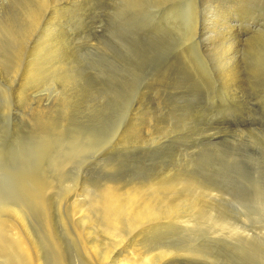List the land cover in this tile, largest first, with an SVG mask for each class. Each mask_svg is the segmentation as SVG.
<instances>
[{
	"label": "rangeland",
	"instance_id": "obj_1",
	"mask_svg": "<svg viewBox=\"0 0 264 264\" xmlns=\"http://www.w3.org/2000/svg\"><path fill=\"white\" fill-rule=\"evenodd\" d=\"M43 1L0 0V264L28 261L8 206L42 264H264V65L248 46L225 87L216 57L180 45L221 0ZM250 1L239 15H264ZM131 188L185 200L142 228L118 213L112 236Z\"/></svg>",
	"mask_w": 264,
	"mask_h": 264
},
{
	"label": "bare ground",
	"instance_id": "obj_2",
	"mask_svg": "<svg viewBox=\"0 0 264 264\" xmlns=\"http://www.w3.org/2000/svg\"><path fill=\"white\" fill-rule=\"evenodd\" d=\"M43 1V0H42ZM52 1V0H51ZM55 1V0H54ZM57 1V0H56ZM64 1V0H63ZM68 1V0H67ZM184 3L187 1L183 0ZM44 2V1H43ZM42 2V3H43ZM45 2H47V0H45ZM48 5L43 3L44 6L46 7V9L48 10L49 7L51 8L56 6V10L59 11L61 9H63V7L67 8V6H65L64 4L63 5H59L58 2H62V1H57V3H50V1H48ZM53 2V1H52ZM70 2V1H69ZM193 3L195 1H192ZM41 3V4H42ZM64 3V2H62ZM174 3V2H173ZM179 5V2H177ZM188 3V2H186ZM211 3V2H210ZM209 3V1H204L202 2L200 5H199V8L198 10L194 11V13L192 14V23L190 22L189 23V26H190V30L189 33L187 35H184L185 37V41L183 42H180V45L183 44V48L186 50H184L186 53H188L191 57L192 60H195V56L197 55L198 57H202L204 54L206 53H209L210 57L211 55L213 56V58L216 59L214 61H216L218 63V68L219 69V75L217 74V76L221 77V82H222V85H224L225 87H227L226 85L229 83H227V80L228 81H232L231 79H233L234 75H238L237 72L238 71V68H239V59H237V57H240V55H244L246 48H248V46H251L249 47L250 49H252V52L250 54H252L251 56L253 57V59L255 61H257L258 64H262L264 65V54L262 53V50L263 49L262 47H264V15L263 14H257V13H254L253 11H251L249 15L251 16H254L256 18H248V15L247 13L245 14L246 17L243 15H239V11L242 10V11H245L247 12V6H248V0H221V1H218V8L215 7V5L213 4V7L212 5ZM249 3H251V1L249 0ZM172 5V4H171ZM181 5V3H180ZM192 5V4H191ZM217 5V4H216ZM166 6V5H165ZM197 5H195V9H197L196 7ZM44 7V8H45ZM175 7V5H174ZM186 7V6H185ZM43 8V9H44ZM173 8V6H172ZM178 8V7H176ZM180 8V7H179ZM193 8V5L192 7ZM249 8L251 9V7L249 6ZM44 9V10H46ZM70 9V8H69ZM174 9L173 8V12H174ZM194 9V10H195ZM211 9V10H210ZM32 10V9H31ZM191 10V9H190ZM169 11V10H168ZM184 11V10H183ZM186 11H188L186 9ZM185 11V13H186ZM37 12V10H36ZM52 14L55 13V11H51ZM182 13V15L184 14L182 12V10L180 11ZM179 12V13H180ZM192 12V10H191ZM249 12V11H248ZM31 13V12H30ZM35 13V12H34ZM39 13V14H38ZM37 15L35 13V15L33 16L32 14V21L30 22V27H35L36 26V23H40L41 21V17H40V12H38ZM81 13V12H80ZM243 13V12H241ZM58 14V13H57ZM187 15L185 16H188V13H186ZM56 15V14H55ZM180 15V14H179ZM181 15V16H182ZM191 15V14H190ZM172 17V15H171ZM169 19V22L167 24H174L175 22L177 23V20L179 19H175V17ZM177 17V16H176ZM180 17V16H179ZM187 18V17H185ZM183 18V21L180 20V23L181 22H184V19ZM190 18V16H189ZM31 19V18H30ZM167 20V19H166ZM164 22V21H161V23ZM189 22V21H188ZM29 24V23H28ZM27 24V25H28ZM159 24V23H158ZM179 24V23H177ZM188 24V23H186ZM161 25V24H160ZM175 25V24H174ZM173 25V26H174ZM183 25V24H182ZM185 25V24H184ZM164 26V25H163ZM180 24L178 26H175L177 28V31L176 32H182V29L179 27ZM159 27V26H158ZM162 27V26H161ZM183 27V26H181ZM186 27V26H185ZM12 28V26H11ZM188 28V27H187ZM186 28V29H187ZM184 29V28H183ZM162 31V30H161ZM168 32H171V30H168ZM187 31V30H185ZM47 32V31H46ZM188 32V31H187ZM44 35V34H43ZM25 37V36H24ZM62 39V38H61ZM40 40V39H39ZM46 43V42H45ZM57 46V45H56ZM248 50V49H247ZM22 52V51H21ZM187 54V55H188ZM248 54V52H247ZM205 56V55H204ZM244 56H247V55H244ZM33 57V56H32ZM197 58V57H196ZM245 58V57H244ZM243 59V58H242ZM196 61V60H195ZM249 61V60H248ZM214 63V62H213ZM199 65V63H197ZM208 64V63H207ZM242 64V63H241ZM206 65V64H205ZM217 65V64H216ZM244 65V64H243ZM210 66V65H209ZM241 66V65H240ZM258 66V65H257ZM256 66V67H257ZM263 68V67H262ZM262 68H260L262 70ZM240 69V68H239ZM242 69H243V66H242ZM254 70V69H253ZM252 72H256V71H253ZM264 70V68H263ZM262 70V71H263ZM260 72V70H259ZM262 75V74H261ZM216 76V75H215ZM219 77V78H220ZM230 77H232L230 79ZM237 77V76H236ZM260 77V76H259ZM240 78V77H238ZM236 79V78H235ZM233 81H235L233 79ZM227 83V84H226ZM231 83V82H230ZM236 83V82H235ZM226 84V85H225ZM238 84V83H237ZM236 84V85H237ZM229 85V84H228ZM239 86V85H238ZM237 86V87H238ZM239 88V87H238ZM230 89V88H229ZM223 94V93H222ZM232 103V102H231ZM249 105V103H248ZM243 106V105H242ZM248 107V106H247ZM191 110V109H190ZM247 111V110H246ZM238 114V113H237ZM243 116V115H242ZM198 121V120H197ZM245 132V131H244ZM260 135V134H259ZM216 136V135H215ZM238 136V135H237ZM252 137V136H251ZM249 138V137H248ZM261 140V139H260ZM248 142V141H247ZM251 142V141H250ZM216 143V142H215ZM263 143V142H262ZM250 144V143H248ZM255 147V145H254ZM140 148V147H139ZM202 148V147H201ZM261 149V148H260ZM224 151V150H223ZM258 151V150H257ZM230 154V153H229ZM233 154V153H232ZM217 155V154H216ZM215 156V155H214ZM225 156V155H224ZM235 157V156H234ZM233 158V157H232ZM230 159V157H229ZM236 160V159H235ZM221 161V160H220ZM231 161V160H230ZM223 162V161H222ZM225 164V163H223ZM230 165H233L230 163ZM185 180V179H184ZM178 181V180H177ZM176 181V182H177ZM187 181V180H186ZM163 183V182H162ZM171 183V182H170ZM158 183H156L157 185ZM186 184V183H185ZM182 185V184H180ZM187 185V184H186ZM151 186V185H150ZM152 186L155 188V185L152 184ZM151 186V187H152ZM171 186V184H170ZM170 186H167L170 188ZM173 186V185H172ZM185 186V185H184ZM140 187V186H139ZM150 187V188H151ZM152 187V188H153ZM158 187V186H157ZM156 187V188H157ZM175 187V186H174ZM114 188V187H113ZM137 188V187H136ZM133 189L131 188V190L129 189V191H126V195L123 194V199H121V201H119V208L118 210H115L116 208H114V211L116 212L115 215L116 217H112V214H111V218H108V221L106 222L107 225L109 223V234L111 235L112 231L114 233V231L116 230V223H120V222H116V219H117V216L120 215L118 213H122L121 215L125 218L126 220L129 222L130 226L135 227L136 226H140V228L143 227L142 224H148V222L152 223V222H155V221H158L160 219L163 218L164 216V212L165 211H168V210H175V208L178 206V202H181V201H184V200H181V201H174L173 199V203L171 204H167V202H162L163 199L160 197V195H156V194H152L153 196H150L148 198H143L142 195H141V192H139L138 189ZM146 188V187H145ZM159 188V187H158ZM165 188V187H164ZM168 189H165V190H169ZM172 188V187H171ZM188 188V187H187ZM108 189V187H107ZM149 189V188H148ZM116 190V189H115ZM143 190V188H142ZM151 190V189H150ZM154 190V189H152ZM114 191V190H113ZM117 191V190H116ZM205 191V190H204ZM111 191H108V193L106 192V197H107V202H106V199H105V202L106 204H108L109 206L112 205V206H116V199L119 200V197H116L113 193H111ZM119 190L116 192L118 193ZM163 192V191H162ZM168 192V191H167ZM120 193V192H119ZM146 193V192H145ZM149 193V192H147ZM146 193V194H147ZM170 193V192H168ZM143 194V192H142ZM120 195V194H119ZM125 195V196H124ZM145 195V194H144ZM149 195V194H147ZM174 195V194H173ZM145 197V196H144ZM174 197V196H173ZM206 197V196H205ZM105 198V197H104ZM121 198V196H120ZM176 198V197H175ZM187 199V198H186ZM46 201V200H45ZM104 202V200H102ZM172 201V200H171ZM104 202V203H105ZM192 202V201H191ZM97 203V202H96ZM100 203V202H99ZM103 204V203H102ZM101 204V205H102ZM105 204V205H106ZM182 204V202H181ZM77 205V204H76ZM98 205V204H97ZM164 205V206H162ZM11 207V209L9 208ZM13 206H8V209H10L9 213L11 214V217L14 218V222L11 224V223H3L6 228H10L11 232L13 233V235L16 237L14 239L17 240V244L20 248V250L22 251V253H24L25 255H22L20 254V256H26V257H23L24 260L25 258L28 259V264H42L40 260V257L38 255V252L36 248V244H34V242L32 240L34 239H29L26 237V235L24 234V231L25 233H27L28 229L26 228V222L24 220V217L23 215L18 211V209L16 208H12ZM104 207V206H103ZM163 207H166V209L164 210H159ZM104 208H108V212L109 214L113 211V209L110 207H104ZM103 208V209H104ZM169 208V209H168ZM101 208V210H103ZM104 209V210H106ZM110 209V210H109ZM112 209V210H111ZM104 210H103V213H104ZM107 211H105L107 213ZM111 211V212H110ZM174 212V211H173ZM83 213V212H82ZM114 214V213H113ZM170 214V213H169ZM174 214V213H173ZM87 215V214H86ZM108 215V213H107ZM107 215L103 214V216L106 217L107 219ZM166 215V213H165ZM84 217V216H82ZM102 217V216H101ZM109 217V216H108ZM122 218V217H121ZM124 218V219H125ZM165 218V217H164ZM168 218V217H167ZM82 219V218H81ZM105 219V218H104ZM120 219V216L119 218ZM123 219V218H122ZM5 220V219H4ZM7 220V219H6ZM118 221V220H117ZM125 220L122 221L121 223H123V225L125 224ZM126 222V223H128ZM86 224V223H85ZM103 224V223H102ZM145 224V225H146ZM120 226L119 227H122L121 224H119ZM144 225V226H145ZM29 226V225H28ZM27 226V227H28ZM93 226V225H92ZM129 226V227H130ZM118 229H121L119 228ZM147 227V226H146ZM3 231V230H2ZM8 231V230H7ZM78 231V230H77ZM111 232V233H110ZM222 232V231H221ZM113 233H112V236H113ZM10 236V234H9ZM110 236V237H112ZM30 237V235H29ZM33 237V236H31ZM117 238V237H116ZM114 239V238H113ZM104 240V239H103ZM112 240V238H111ZM117 240V239H116ZM14 243L15 240H13ZM12 241V242H13ZM83 242V241H82ZM98 243V242H97ZM17 244H15L17 246ZM84 244V243H83ZM13 245V244H12ZM95 245V244H94ZM101 245V244H100ZM86 246V245H85ZM115 246V245H114ZM118 246V245H117ZM87 247V246H86ZM93 247H96L97 246H93ZM107 247V246H106ZM17 248V247H15ZM96 248H94V251H96ZM126 248V247H125ZM18 249V248H17ZM16 249V250H17ZM99 250V249H98ZM92 251V250H91ZM102 251V250H101ZM20 252V251H18ZM94 253V252H93ZM97 253V252H95ZM110 253V252H109ZM113 253V252H112ZM103 254V253H102ZM139 252L137 251V254L138 255ZM164 254V253H163ZM130 255V254H129ZM135 255V254H134ZM103 256V257H102ZM102 259H106L108 256H107V253L104 252V255H102ZM139 256V255H138ZM136 256V258L138 257ZM122 254L121 252L117 253V256H116V261H121L122 259ZM145 259V258H144ZM23 260V261H24ZM107 260V259H106ZM147 260V259H146ZM118 261V262H119ZM148 261V260H147ZM22 262V261H21ZM25 262V261H24ZM23 262V263H24ZM26 262V264H27ZM25 264V263H24ZM148 264V263H147Z\"/></svg>",
	"mask_w": 264,
	"mask_h": 264
}]
</instances>
